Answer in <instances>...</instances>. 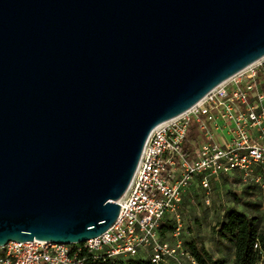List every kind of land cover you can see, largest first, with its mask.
I'll list each match as a JSON object with an SVG mask.
<instances>
[{
  "label": "water",
  "instance_id": "water-1",
  "mask_svg": "<svg viewBox=\"0 0 264 264\" xmlns=\"http://www.w3.org/2000/svg\"><path fill=\"white\" fill-rule=\"evenodd\" d=\"M264 58V0H0V249L110 230L152 131Z\"/></svg>",
  "mask_w": 264,
  "mask_h": 264
},
{
  "label": "built area",
  "instance_id": "built-area-1",
  "mask_svg": "<svg viewBox=\"0 0 264 264\" xmlns=\"http://www.w3.org/2000/svg\"><path fill=\"white\" fill-rule=\"evenodd\" d=\"M192 126L199 139L184 153ZM236 176L264 188V58L152 131L117 202L118 219L105 234L73 245L10 242L0 249V264H99L140 255L152 264H197L182 243L163 242L161 229L171 223L179 236L182 195L195 179L209 204L210 182ZM254 248L260 249L259 244Z\"/></svg>",
  "mask_w": 264,
  "mask_h": 264
},
{
  "label": "rangeland",
  "instance_id": "rangeland-1",
  "mask_svg": "<svg viewBox=\"0 0 264 264\" xmlns=\"http://www.w3.org/2000/svg\"><path fill=\"white\" fill-rule=\"evenodd\" d=\"M205 198L206 191L201 188L199 179H195L182 195L179 215L183 230L179 236H175L172 227V231L165 233L161 239L168 245L175 246L177 243L184 244L196 238L214 258H224L230 264L233 257L232 248L214 240L212 230L217 222L233 211L257 216L263 221L264 188L247 185L237 176L230 179L220 178L210 182L209 204L205 203ZM143 259L140 255L128 260ZM181 264L188 263L181 261Z\"/></svg>",
  "mask_w": 264,
  "mask_h": 264
},
{
  "label": "trees",
  "instance_id": "trees-1",
  "mask_svg": "<svg viewBox=\"0 0 264 264\" xmlns=\"http://www.w3.org/2000/svg\"><path fill=\"white\" fill-rule=\"evenodd\" d=\"M199 139L195 126L189 130L185 144L184 153L190 150V143ZM172 231L171 223H165L161 229L160 236ZM213 239L223 242L232 248L233 260L231 264H264V220L257 216H249L237 211L226 214L222 221L216 223L212 230ZM260 249H255V244ZM185 250L190 254L197 264H229L224 258H214L196 238L184 244ZM263 251V252H262ZM99 264H152L145 260L128 261H105Z\"/></svg>",
  "mask_w": 264,
  "mask_h": 264
},
{
  "label": "crops",
  "instance_id": "crops-1",
  "mask_svg": "<svg viewBox=\"0 0 264 264\" xmlns=\"http://www.w3.org/2000/svg\"><path fill=\"white\" fill-rule=\"evenodd\" d=\"M232 260H233V257H232V259L230 260V264L232 263Z\"/></svg>",
  "mask_w": 264,
  "mask_h": 264
},
{
  "label": "bare ground",
  "instance_id": "bare-ground-1",
  "mask_svg": "<svg viewBox=\"0 0 264 264\" xmlns=\"http://www.w3.org/2000/svg\"><path fill=\"white\" fill-rule=\"evenodd\" d=\"M120 202V201H119Z\"/></svg>",
  "mask_w": 264,
  "mask_h": 264
}]
</instances>
